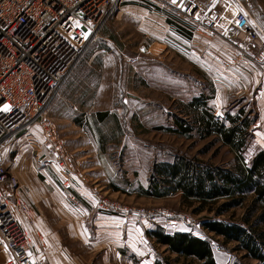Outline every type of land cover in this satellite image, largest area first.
Masks as SVG:
<instances>
[{
	"label": "rangeland",
	"instance_id": "1",
	"mask_svg": "<svg viewBox=\"0 0 264 264\" xmlns=\"http://www.w3.org/2000/svg\"><path fill=\"white\" fill-rule=\"evenodd\" d=\"M126 1H118L114 11L91 40L73 73L45 112V117L52 119L59 127L62 142L69 153L74 155L76 169L87 189L82 190L78 186L73 189L78 203L66 198L62 173L58 169L45 166L49 155L41 129L40 136H34L37 140L35 146L24 133L7 139L2 145L6 164L12 169L16 167L24 174V181L21 180L24 185L28 178L32 179V167L38 171L45 169L77 214L83 212L85 216L99 212L120 217L98 209L95 205L97 197L130 207L168 210L172 213V218L179 222L175 231L184 230L202 237H214V246L218 248L215 257L219 264H259L243 258L244 253L236 250V243L226 244L222 238L204 230L201 226L202 220L210 216L206 213L194 215L182 202L180 194L153 198L139 196L136 191L141 186H148L155 164L171 162L176 156L198 159L218 167L234 166V153L228 147L213 143L212 138L190 140L159 129L173 127L175 117L189 118L186 115L193 110L187 106L194 97L202 94L213 98L208 104L217 117H223L229 109L236 112L244 105L247 112L252 111L250 116L253 124L248 132L249 142L244 151L245 161L250 163L253 156L264 149V91L261 96L248 101L244 97L246 94L241 93L234 82L223 79L220 81L222 71L225 74L235 70L233 66H225L227 57L232 60L233 54L229 51L231 46L223 38L215 39L211 43L197 38L204 41L207 44L206 50L221 62L219 71L215 70V62L212 63L203 53L200 58L199 55L188 53L186 46L189 45L184 41L180 44L174 36L161 41L156 39L168 45V48L154 45V54H162L141 57L134 66H130L128 60L138 55L140 42L149 34L144 29L148 24H141V18L133 17V14L125 11ZM138 1L132 4L140 5ZM246 1L264 35V0ZM169 24L174 29L173 23ZM171 45L180 53L171 48L168 51ZM205 65H214L213 69L209 67V74L204 71ZM216 87L225 89L222 95H225L226 102L216 104L214 100L219 90ZM262 89L264 90V85L258 91ZM99 113L107 115L101 119ZM35 125L38 132V123ZM83 161L100 167L92 166L93 170L86 171L88 167L84 165L87 163L84 164ZM94 171L101 173L102 180L99 182L90 177ZM114 186L121 190L115 192ZM244 210L240 208L231 211L219 219L240 222ZM143 225L146 230L159 228L167 233L172 231L171 227L167 230L163 225ZM88 230L89 243H97L100 237L92 221ZM29 238L31 246L40 244L39 231L30 232ZM66 243H70L69 248L75 250L72 243L81 242L66 238ZM45 249L44 245L43 263L51 264L47 261ZM89 250L88 247L84 249L86 254ZM164 250L161 246L149 244L151 255L164 254ZM1 255L5 258L9 256L0 239Z\"/></svg>",
	"mask_w": 264,
	"mask_h": 264
},
{
	"label": "built area",
	"instance_id": "2",
	"mask_svg": "<svg viewBox=\"0 0 264 264\" xmlns=\"http://www.w3.org/2000/svg\"><path fill=\"white\" fill-rule=\"evenodd\" d=\"M118 1L0 0V239L9 254L7 264L45 263L44 241L31 246L29 238L30 232L37 231L38 204L6 164L2 145L38 123L47 155L64 177L65 196L78 203L73 189H87L74 155L62 142L59 127L45 112ZM154 1L169 13L178 30L188 31L191 37L208 43L225 39L233 54L225 66L249 70L257 85H264V35L246 0ZM156 44L163 46L145 35L129 65L134 66L141 57L162 54H154ZM95 205L126 220L163 225L167 230L171 227V234L179 223L168 210L130 207L104 197H97ZM213 251L217 253L218 248Z\"/></svg>",
	"mask_w": 264,
	"mask_h": 264
},
{
	"label": "trees",
	"instance_id": "3",
	"mask_svg": "<svg viewBox=\"0 0 264 264\" xmlns=\"http://www.w3.org/2000/svg\"><path fill=\"white\" fill-rule=\"evenodd\" d=\"M211 98L205 94L194 97L187 106L193 110L186 115L189 118L175 117L173 127L159 129L190 140L212 138L213 143L234 153V166L218 167L176 156L171 162L155 164L148 186H141L136 192L153 198L180 194L194 215L210 216L202 220L204 230L222 238L226 244L236 243V250L244 253L243 258L264 264V149L250 163L244 157L253 124L252 111L247 112L244 105L236 112L229 109L223 117H217L208 104ZM106 115L98 114L101 119ZM113 190L121 189L114 186ZM240 208L245 209L240 222L219 219ZM146 235L167 254H156L154 264H218L213 251L214 237L184 230L171 234L159 228L147 229Z\"/></svg>",
	"mask_w": 264,
	"mask_h": 264
},
{
	"label": "crops",
	"instance_id": "4",
	"mask_svg": "<svg viewBox=\"0 0 264 264\" xmlns=\"http://www.w3.org/2000/svg\"><path fill=\"white\" fill-rule=\"evenodd\" d=\"M134 1H126L125 11L133 14V17L141 18V24H148L144 27L146 34L151 35L158 41L165 40L170 36H174V39L180 44L184 41L189 45V47L186 46L189 49L188 53L195 56L199 55V58L200 54L203 53L208 60L212 63L215 62V70L219 71L218 67H221V62L213 58L210 52L206 50L207 44L202 40L191 37L188 31L178 30L175 26L172 29V25L169 24H172L169 13L158 2L154 0H139L140 5H136L132 4ZM179 22L183 23L182 21ZM162 45L168 48L167 44L162 43ZM170 48L178 52L172 45L167 50L169 51ZM206 62L210 64L209 61ZM213 66L205 65L204 71L209 74V67L213 69ZM248 71L239 67L225 74L222 71L221 76L225 77L220 76V81L223 79L228 82H234L240 88V92L246 94L244 97L250 101L261 96L264 90L258 91L259 85H257L253 75L249 74V72H252ZM224 90V88H221L217 91L216 100H214L216 104L218 102L220 104L223 101L226 102L225 95H222ZM240 92L238 94H241ZM35 126V124L32 125L27 132H24V135L27 138L29 137L28 141H31L30 143L34 144V146L37 142L34 136H40V127H37L38 132H36ZM46 160L48 161H46L45 166L55 168V170L58 169L56 164L52 163L51 157ZM83 162L85 164L89 161ZM84 166L88 167L86 170L88 171L93 170L91 167L95 165L87 163ZM95 167L99 168L100 166ZM35 169V167L31 168L32 179L28 178V181H25V185H23L34 196L38 204L36 227L37 231H39V239L44 241L47 261L51 264H154L155 256L150 254L149 244H158L155 240L147 237L146 227L142 222L128 221L121 217L99 212L85 216L83 212L77 214L71 209L62 190L45 169L41 171ZM13 170L20 178V181H24V174L17 170L16 167ZM100 175L101 173L94 171L90 174V177L99 182V180H102ZM91 221L94 223L95 229L97 228L96 233L100 237L97 243H89L88 225ZM209 236L211 237V235ZM66 238L80 241L81 243H72V245H75V250H71L69 248L70 243H66ZM85 246L90 249L87 254L84 251ZM7 259L8 257L5 258V256L1 255L0 264H7Z\"/></svg>",
	"mask_w": 264,
	"mask_h": 264
},
{
	"label": "snow or ice",
	"instance_id": "5",
	"mask_svg": "<svg viewBox=\"0 0 264 264\" xmlns=\"http://www.w3.org/2000/svg\"><path fill=\"white\" fill-rule=\"evenodd\" d=\"M173 3H176V0H172ZM7 108V106H5V109Z\"/></svg>",
	"mask_w": 264,
	"mask_h": 264
}]
</instances>
